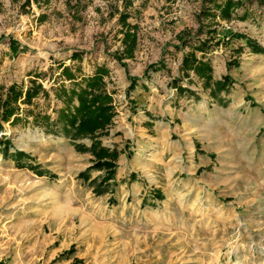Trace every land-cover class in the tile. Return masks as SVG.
<instances>
[{
	"label": "rangeland",
	"instance_id": "obj_1",
	"mask_svg": "<svg viewBox=\"0 0 264 264\" xmlns=\"http://www.w3.org/2000/svg\"><path fill=\"white\" fill-rule=\"evenodd\" d=\"M224 1L0 0V88L26 87L36 72H45L39 81L51 89L61 83L60 63L81 66L80 75L106 65L116 114L109 134L100 139L121 151L116 184L98 195L89 181L103 171L93 170L89 181L79 177L94 155L78 151L68 136L47 133L43 121L33 123L30 111L57 118L62 102L53 91L22 104L21 121H2L0 139L11 140L9 153H28L24 163L40 165L46 175L18 167L0 143V264H264V132L244 127L249 114L233 110L228 100L220 107L212 101L211 110L222 111L232 124L220 127L218 139L213 134L208 140L205 130H198L195 149L183 145L181 153L172 151L179 138L188 136L176 119L171 121L170 102L179 96L172 82L183 77L174 75L195 43L212 38L206 57L214 77L237 71L254 97L263 94L264 53L254 52L246 39L228 40L225 33H244L264 47V3L244 0L233 19L213 16L219 14L214 3ZM122 14L129 16L123 20ZM187 36L189 47L177 49ZM11 38L20 43L17 53L10 48ZM128 43H134L132 56ZM75 51L82 59H72ZM236 59L239 65L229 66ZM152 63H161V70L146 76ZM132 76L140 79L129 91ZM230 77L232 86L236 81ZM200 80L190 82L203 94L193 102L197 105L209 92ZM183 82L189 85L188 79ZM242 85L233 86L242 90ZM193 107L188 103L184 109ZM78 142L90 146L92 141ZM240 142L246 145L242 149ZM202 151L212 163L197 173L187 171L186 164ZM255 152L256 163L249 158ZM136 182L156 185L163 197L141 203L144 190L139 193ZM102 233L106 237L99 244Z\"/></svg>",
	"mask_w": 264,
	"mask_h": 264
},
{
	"label": "trees",
	"instance_id": "obj_2",
	"mask_svg": "<svg viewBox=\"0 0 264 264\" xmlns=\"http://www.w3.org/2000/svg\"><path fill=\"white\" fill-rule=\"evenodd\" d=\"M29 2V0H27ZM264 3V0H260ZM246 2L244 0H225L224 2H215L216 8L219 10V14L212 13L213 16L220 15L222 18L233 19L237 10L244 6ZM246 10V9H245ZM247 11L241 16L245 20ZM129 15L122 14L123 20ZM44 18V16L42 17ZM228 40L232 39H246L248 46H250L256 53H264V47L257 42L252 41L244 33L228 31L225 33ZM190 36L183 38L180 45H176L177 49H181L186 46L189 47ZM212 38L204 39L199 43H195L194 48L186 51L183 55L181 71H183V77L189 78L191 72H194L199 79L203 81L204 89H211V92L227 91V87L230 84L231 77L229 74L222 77V79L214 80V67L210 58L206 57L207 50ZM129 38L127 39L128 42ZM223 40H225L223 38ZM127 55L132 56L134 43H128ZM20 43L11 38L10 48L17 53ZM201 52L202 56H199L197 52ZM83 54L80 51H75L72 55L73 60L82 59ZM121 60L122 57L120 56ZM239 65V61L236 59L230 61L229 66ZM161 63H152L149 65L146 76L150 70H161ZM60 75L61 83L51 89L46 88L39 79L44 78L45 72H36V75L30 80V84L25 85L13 83L7 88H0V124L2 121L15 124L22 120L23 108L22 104L31 105L34 100L39 96L45 98L51 96L53 91L54 97L62 102V106L57 109V118H53L50 113H34L33 123L40 125V120L44 122L47 133H53L56 135L68 136L73 142L78 151L90 152L94 155V163L90 165L86 170L79 173L80 178H84L86 181L91 179V172L103 171V175H99L89 181V185L94 188L96 194L101 195L110 191V183L116 184V169L117 160L121 154V151L117 148H109L103 144L100 137L109 134V125H111L113 118L116 114L115 107L113 105V93L108 91V81L106 77L110 74V69L106 65L96 66L95 71L92 74H82L81 66H77L73 69L72 66L60 63ZM31 75V74H30ZM32 76V75H31ZM131 84L129 91H133L136 88L139 77H131ZM182 78H174L172 84L178 89L180 93L189 92L194 94L195 91L190 88L184 87L181 83ZM68 82V83H67ZM232 82V81H231ZM5 90V91H4ZM90 138L91 145L88 146L85 143L78 142L82 138ZM5 142V147L2 152L5 157L13 158L20 168H29L34 170L37 174L43 176L46 175V171L40 169V165H34L33 163H24V159L30 157L28 153L17 150L14 154L9 153V147L12 144L10 139H0V143ZM53 175V173L50 172ZM135 176V175H134ZM100 179V181H98ZM113 180V181H112ZM163 197V195H159ZM112 198V197H111Z\"/></svg>",
	"mask_w": 264,
	"mask_h": 264
},
{
	"label": "crops",
	"instance_id": "obj_3",
	"mask_svg": "<svg viewBox=\"0 0 264 264\" xmlns=\"http://www.w3.org/2000/svg\"><path fill=\"white\" fill-rule=\"evenodd\" d=\"M264 60V59H263ZM247 67V65H246ZM255 67V66H254ZM249 66L250 70H252V68ZM254 72H256V69H253ZM237 72V71H236ZM234 72L235 75L238 74V72L236 73ZM251 72V71H250ZM224 75H226L227 73H223ZM256 74V73H253ZM178 75L179 77L183 76V71H181V69L178 70V73H176L174 75V77ZM230 75L232 76V81H236L233 85H237L240 84L242 85L241 79H238L235 75L233 76L232 73H230ZM171 77V78H174ZM197 78L198 80L199 77L197 75H191L189 78H185L182 77V85L184 87L190 88L191 90L195 91L194 94H190L189 92H183V93H179V96H177L175 101H171L170 105H171V109L174 108L175 111L173 112V116L171 119V121L173 120H177L178 124V128L180 130H183L182 132L185 133L188 136H182L181 138H179L178 143H175L174 146L172 147V151L173 153H181V151H183V145H186L189 150L191 151L192 149H195V143H194V138H197L196 136V132L198 130L203 131V129L205 130V137L208 140H211L212 135H216V137H214L215 139H218V134L222 135V131L220 130L221 126H224L225 124L231 125V120L232 118L226 117L224 116L223 112L220 110H216V111H212L210 108L211 105H213L214 103L212 101H216L217 105L220 107V101L221 102H225V101H229L228 104L232 105V109L236 110L238 109L239 111L243 109V111H245V113L249 114V120L248 123L245 122L244 123V127L250 126L251 130L257 132L258 130L261 131L262 133L264 132V107H262L263 102H264V91L262 92L263 94H258L257 96H259L258 99L257 97H254L249 89V87H244V84L242 85L243 89L242 90H235V87L232 85L227 87V92L226 91H222V92H211V89H206L209 90L208 94H207V98L204 100V103L202 105H197L193 102H195V99H198L199 96H202L203 94L200 92V88L196 87H192V84L190 82H194L193 79ZM222 78V75L218 76V77H214V80H219ZM188 79L189 82L187 84H185V82H183L184 80ZM191 80V81H190ZM260 83L262 84V86H264V78H259ZM240 83H238V82ZM197 82H201L203 84V81H197ZM198 84V83H197ZM142 86H144V83H142ZM204 88V87H203ZM231 89V90H229ZM146 90V89H145ZM205 90V89H204ZM247 90V91H246ZM261 90V89H260ZM259 90V91H260ZM227 93V95L225 94ZM250 95V98H248L247 96ZM175 103V105L173 106V104ZM190 103L192 104V109L194 108L193 106H195V110L194 111H190V112H186V110L184 109L185 106ZM255 103V104H253ZM150 121H155L153 119H150ZM162 126V125H161ZM247 135L243 136L244 138ZM190 138V139H189ZM222 138V136L220 137ZM190 140V141H189ZM192 140V142H191ZM246 139H243V141ZM197 142L205 145L204 143H202L201 140L197 139ZM262 144H264V136L262 137V141H260ZM193 144V145H192ZM246 145L244 142H240V148H244ZM202 149V148H200ZM234 151H236V149L234 148ZM196 153H194L192 155V157H195ZM256 152L253 155H249L250 161L255 162L256 163ZM197 159L196 160H192V162H189L186 164V170L190 171L191 173H197L198 169L201 168L203 169L206 166H209L212 163V158L210 157V155L208 153L205 152H201V154H197ZM255 159V160H254ZM233 164L234 166H236V169H240V171L238 172H242L241 171V164H239L237 162V160L234 158L233 159ZM136 188L137 190L139 189V193H142V190H144L143 192V196L140 195L138 198L140 200L141 203L143 202H150V203H155L157 201H160V199L158 198L159 195H163L162 193L158 194L155 189L156 185H153L151 183V187L149 188L148 186H144V185H140L139 186V182H136ZM147 187V188H146ZM112 195V194H111ZM147 200V201H146ZM100 238V240H97L99 244H103L104 240L103 238L106 237L105 234H101L100 236H98Z\"/></svg>",
	"mask_w": 264,
	"mask_h": 264
}]
</instances>
